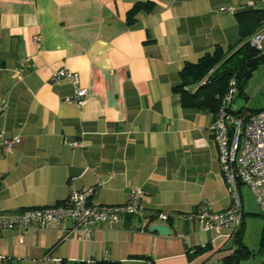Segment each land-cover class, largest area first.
Listing matches in <instances>:
<instances>
[{"label":"crops","instance_id":"crops-1","mask_svg":"<svg viewBox=\"0 0 264 264\" xmlns=\"http://www.w3.org/2000/svg\"><path fill=\"white\" fill-rule=\"evenodd\" d=\"M145 1L0 0V211L53 206L102 181L92 202H126L138 186L149 228L164 224L170 233L124 217L95 225L86 239L65 237L69 222H54L5 232L0 264H223L236 250L232 238L180 217L204 201L226 209L230 198L209 132L214 115L182 107L173 87L186 61L237 42L234 13L220 9L247 0H153L128 24L129 10ZM62 67L87 88L82 106L65 101L73 91L66 79L52 80ZM239 97L236 108H264V63ZM1 134L20 137L13 152L2 154ZM243 210L244 229V200ZM155 211L170 220L151 218ZM243 245L247 259L264 264V245Z\"/></svg>","mask_w":264,"mask_h":264},{"label":"built area","instance_id":"built-area-1","mask_svg":"<svg viewBox=\"0 0 264 264\" xmlns=\"http://www.w3.org/2000/svg\"><path fill=\"white\" fill-rule=\"evenodd\" d=\"M246 6H264V0H247ZM220 10L230 13L235 11L232 6L222 7ZM247 41L250 46L264 51V30H257ZM51 78L53 81L66 79L72 85L73 91L65 97V101L77 106L84 104L88 90L80 85L77 72L62 67L55 70ZM234 94L235 80L231 79L220 110L209 125L230 206L215 211L208 201H204L196 212L180 216L185 220L196 219L202 231L215 233L216 237L232 238L240 227L244 216L242 186L248 187L252 192L260 214L264 216V108L248 116L233 114L227 110V106L232 103ZM5 107L6 104L3 103L0 113ZM19 142V136L6 137L1 134L2 154L13 152ZM69 145L81 146L77 141L70 142ZM102 184L100 181L95 186L71 190L63 202L53 206L27 208L17 213L0 211V237L7 231L69 222V226L63 229L65 237L77 235L90 239L95 225L106 223L115 226L124 217L138 220L141 229L149 228L140 187L131 188L126 202L97 204L91 199ZM169 216L166 211H155L150 217L167 221Z\"/></svg>","mask_w":264,"mask_h":264},{"label":"trees","instance_id":"trees-1","mask_svg":"<svg viewBox=\"0 0 264 264\" xmlns=\"http://www.w3.org/2000/svg\"><path fill=\"white\" fill-rule=\"evenodd\" d=\"M154 7L153 0L135 3L127 14V23L133 24L139 11L150 12ZM234 16L239 33L237 42L227 48L216 45L211 52L205 53L196 62L186 61L183 64L178 74L180 82L173 87V91L180 95L182 107L210 112L215 118L223 103L230 80H235V94L242 96L252 73L264 63V51L250 46L247 41L254 32L264 27V6H244L234 11ZM227 110L233 114L242 113L248 116L260 109H248L245 106L232 109L231 106H227ZM242 234L243 222L232 237L237 248L222 259L223 264H238L240 259H247L252 255V252L243 245ZM260 244L264 245V230L261 232ZM209 248L210 245L207 244L198 247L195 252ZM102 264H120V262L104 261Z\"/></svg>","mask_w":264,"mask_h":264},{"label":"rangeland","instance_id":"rangeland-1","mask_svg":"<svg viewBox=\"0 0 264 264\" xmlns=\"http://www.w3.org/2000/svg\"><path fill=\"white\" fill-rule=\"evenodd\" d=\"M243 102V99L234 94L233 101L230 104L231 107L236 108L239 107L240 104ZM242 196L244 200V206L245 211L247 212L245 214L246 216V225L243 229V242H246L250 247H253L255 250L259 247V240H260V227L258 225V222L264 221V217L260 216L258 214V206L256 202L254 201V196L252 192L249 190L248 187L242 186ZM256 252V251H255ZM258 260H254L252 258L246 259L242 258L240 259L238 264H256Z\"/></svg>","mask_w":264,"mask_h":264},{"label":"water","instance_id":"water-1","mask_svg":"<svg viewBox=\"0 0 264 264\" xmlns=\"http://www.w3.org/2000/svg\"><path fill=\"white\" fill-rule=\"evenodd\" d=\"M149 229L150 231L157 232L161 235H168L170 233V227L164 224H152Z\"/></svg>","mask_w":264,"mask_h":264}]
</instances>
